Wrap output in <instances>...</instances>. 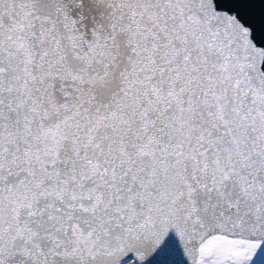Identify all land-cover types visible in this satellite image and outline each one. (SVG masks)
Listing matches in <instances>:
<instances>
[{"label": "snow or ice", "instance_id": "1", "mask_svg": "<svg viewBox=\"0 0 264 264\" xmlns=\"http://www.w3.org/2000/svg\"><path fill=\"white\" fill-rule=\"evenodd\" d=\"M0 264H264V4L0 0Z\"/></svg>", "mask_w": 264, "mask_h": 264}, {"label": "water", "instance_id": "2", "mask_svg": "<svg viewBox=\"0 0 264 264\" xmlns=\"http://www.w3.org/2000/svg\"><path fill=\"white\" fill-rule=\"evenodd\" d=\"M260 2H261L262 4H264V0H260ZM261 7H262L261 5L257 4V6H256L257 16H258L259 13H260Z\"/></svg>", "mask_w": 264, "mask_h": 264}]
</instances>
